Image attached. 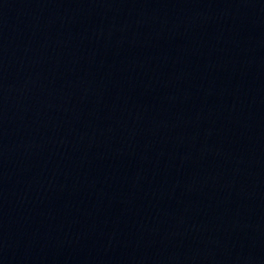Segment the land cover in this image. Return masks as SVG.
<instances>
[{"label":"water","instance_id":"water-1","mask_svg":"<svg viewBox=\"0 0 264 264\" xmlns=\"http://www.w3.org/2000/svg\"><path fill=\"white\" fill-rule=\"evenodd\" d=\"M0 104L264 161V0H0Z\"/></svg>","mask_w":264,"mask_h":264}]
</instances>
